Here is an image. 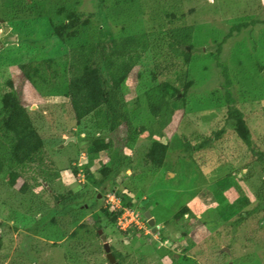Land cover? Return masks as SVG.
I'll list each match as a JSON object with an SVG mask.
<instances>
[{
    "label": "rangeland",
    "instance_id": "obj_1",
    "mask_svg": "<svg viewBox=\"0 0 264 264\" xmlns=\"http://www.w3.org/2000/svg\"><path fill=\"white\" fill-rule=\"evenodd\" d=\"M11 1L12 5L18 3V0ZM61 2L66 7L75 6L82 13L94 12L88 25L93 32H96L97 20L107 15L111 36L118 35L121 22L128 20L134 23L121 30L122 33L193 23L195 47L205 50L207 47L214 50L228 27L241 17L264 19V0H19L26 7L25 11L14 10L9 15L0 12L1 22L14 23L25 43L22 45L17 39L14 40L17 46L13 41L2 44L0 67L12 78L19 96L41 113L40 118H35V124L44 138L47 159L51 161L46 159L44 163L51 165L55 172L52 186L62 193L82 195L73 201L81 205L78 220L68 225L64 236L57 240L55 236L62 228L46 224L43 234L30 240L37 244V249L41 248L39 252L33 251L35 264H109L98 228L106 235L110 246L122 254L117 259L120 264H264V211L237 221L240 212L258 201L264 174L254 162L253 153L232 132L230 124L224 122L226 106L207 101L210 93L221 85L218 69L206 55L196 57V62L190 64L188 76L196 83L194 92L185 112L181 114L177 110L160 137L167 143V149L158 170L153 172V167L144 161V152L150 143L148 133L141 134L133 147L128 148L121 141L124 130L119 128L110 137L116 148L112 151L129 161L126 170L120 172L123 181L120 179L115 186L105 181L95 184L102 174V165H109L112 159L110 150L96 152L91 159L84 151V138L99 134L94 120L88 116L76 123L64 97L40 96L24 80L17 66L33 54L57 56L88 41L86 37L61 41L50 34L51 22L59 19L53 7ZM135 3L141 5L140 9ZM135 19H142L143 26ZM29 21L30 25L23 28ZM194 52H197L195 48ZM222 55L229 64L235 103L246 113L253 136L259 138L263 147L264 23L234 33L223 44ZM2 82L0 79V84ZM128 107H133V100H129ZM222 126L225 131L219 140L193 152L191 157L184 154V141H196ZM105 133L106 130L101 131ZM71 136L75 140H66ZM71 159L80 168L75 175L70 169ZM82 166L88 167L87 174L81 170ZM7 178L8 171H5L0 176V253L6 258L0 259V264H31L22 255L29 250L27 228L35 218H42L50 208H55L51 196L56 192L36 186L22 194L19 187L23 178H18L14 186L7 184ZM45 186L48 187L46 183ZM118 190L124 193V199L134 197L136 204L123 206L116 194ZM245 199H248L247 204ZM107 205L109 213L121 206L133 214L127 216L124 211L127 221L120 224L118 217L123 212L120 210L116 222L111 223L102 211ZM142 209H147L155 219V232L147 225ZM187 211H191L193 217ZM45 234H51V238L43 237ZM162 236L167 239L162 241ZM187 241L191 242L188 246ZM171 255L178 261L171 263Z\"/></svg>",
    "mask_w": 264,
    "mask_h": 264
},
{
    "label": "trees",
    "instance_id": "obj_2",
    "mask_svg": "<svg viewBox=\"0 0 264 264\" xmlns=\"http://www.w3.org/2000/svg\"><path fill=\"white\" fill-rule=\"evenodd\" d=\"M11 3V0H0L1 14L4 12L5 15H9L14 10L17 13L25 11L26 7L20 4L19 0L17 4L13 2L12 5ZM63 3L53 7L55 15L59 19L56 22H51L50 34L61 41L78 40L84 37L88 38V41L78 43L57 56H46L43 53L37 56L33 54L25 61L19 62L17 66L24 80L40 96L64 97L76 123H80L88 116L94 120V128L99 131L97 132L99 134H90L84 138L86 143L84 151L91 159L96 152H109L110 150V158L113 160L109 165H102V174L99 179L95 180V184L100 185L105 181L107 184L115 186L120 179L123 181L120 172L126 170L129 161L123 160L126 157H121L119 152L117 154L112 151L116 148L113 147L114 142L110 137L112 132L119 128L124 130L121 141L128 148L133 147L141 134L148 133L150 143L144 152V161L153 167V172L158 170L167 149V143L163 142L160 137L163 136L164 129L173 114L177 110L181 111V114L185 112L196 84L188 76L190 64L194 60L196 62V57H201V55L212 59L214 66L218 69L217 77H219L221 85V90L214 89L207 97V101L226 106L223 115L224 122L230 124L232 132L253 153L254 162L260 165L264 174V146H261L259 138H254L246 113L235 103L237 99L231 88L232 78L230 77L229 64L223 58L225 55H222L223 44L234 33L241 32L247 26H253L259 22L264 23V19L241 17L228 27L227 32L217 42L214 50H209L208 47L205 50L195 47V24L193 23L169 25L152 30L144 28V30L122 33L121 30L124 31L126 26L134 23L128 20L125 23L121 22L118 35L111 36L107 15L103 16L102 20H97L96 32L95 30L93 32V30L90 31L88 25L94 12L82 13L75 6L66 7ZM135 5L140 9L141 5L136 3ZM130 19L132 18L130 17ZM135 21L138 24H143L142 19H135ZM2 23L5 22L0 21V26ZM29 23L30 21L26 22L23 28ZM5 24H9L10 31L17 34L16 40L18 39L17 41L22 43L24 40L20 34L18 36L19 32L16 30L15 24L10 22ZM13 42L14 46L18 45L17 42ZM6 43H0V46ZM23 44L25 45V43ZM42 46L45 48L47 44L44 43ZM0 79H3L0 84V176L8 171L7 184L9 186H14L18 178H23L19 187L22 194L29 192L33 187L43 186L46 191L56 192L58 197L55 199L51 196L55 208H50L42 218H35L27 228L29 250L23 252L22 255L28 262L35 264V260L32 258L33 251L39 252L38 250L41 248L37 249V244L30 243V240L35 235H42V231L47 227L46 224L50 226L57 224L62 228L63 231L55 236L57 240L64 236L68 225L78 220L79 212L82 210L81 205L73 203V201L82 198V195L70 192L62 193L53 188L52 176L55 177V172L51 165L44 163L48 158V153L44 146V138L35 124V118H40L41 113L37 111V108H31L19 96L12 78L8 76L3 67H0ZM218 91L220 93L216 95L214 92ZM246 97L250 96L246 95ZM129 100H133L132 108L128 107ZM102 130H106V133L101 134ZM224 131L225 128L222 126L213 130L211 134L199 137L196 141H184V154L191 157L193 152L207 148L214 141L219 140ZM155 137H159V139ZM48 160L50 161V158ZM69 164L72 174H77L80 169L77 167L78 163L76 161L74 163V159H71ZM246 165H250V161ZM82 168L81 170L87 174L88 167L82 166ZM227 175H230L229 172ZM45 183L48 187L45 186ZM116 194L121 199L123 206L132 207L136 204L134 197L124 199V193L119 190ZM258 194L259 199L255 206L240 212L238 222L257 211H264V186L260 188ZM247 203L248 199H245V204ZM109 208L107 205L102 208V211L106 216H109L111 223H115L120 210L116 209V212L113 210L109 213ZM145 210L147 209H142V211ZM187 212L193 217L191 211ZM59 214L62 215L59 216ZM97 226L101 228L100 224ZM185 233L184 230L182 234ZM46 236L50 237L51 234H45L43 237ZM161 239L164 241L167 238L162 236ZM1 240L2 237H0ZM188 242L187 246L191 244ZM18 250H20V246ZM110 250L118 261L117 259L122 256L120 251L114 250L111 246ZM5 258L6 255L0 253V259L4 261ZM170 258L171 263L178 261L172 255ZM184 258L187 257L184 256ZM118 263L120 262L118 261ZM109 264L111 263L109 262Z\"/></svg>",
    "mask_w": 264,
    "mask_h": 264
},
{
    "label": "water",
    "instance_id": "obj_3",
    "mask_svg": "<svg viewBox=\"0 0 264 264\" xmlns=\"http://www.w3.org/2000/svg\"><path fill=\"white\" fill-rule=\"evenodd\" d=\"M1 21V20H0ZM0 31H2V37H1V43H6V42H10V41H14L17 38V34L13 33L10 31V27L8 25H6L5 23L1 24V28ZM68 139H72L75 140L74 136L68 137L66 138V140ZM52 196L56 199L57 195L56 194H52ZM144 217L147 220V224L149 225V227L151 228V230L153 232L156 231V225L155 224V219L153 217H151V214L148 210L144 211ZM98 234L99 237L103 243V249L105 251V257L106 259L111 263V264H120L118 263V261H116L115 256L113 255L112 251L110 250V244L109 241L106 237V235L102 232L101 229H98ZM227 250V248H225Z\"/></svg>",
    "mask_w": 264,
    "mask_h": 264
},
{
    "label": "built area",
    "instance_id": "obj_4",
    "mask_svg": "<svg viewBox=\"0 0 264 264\" xmlns=\"http://www.w3.org/2000/svg\"><path fill=\"white\" fill-rule=\"evenodd\" d=\"M115 206H118V205H115ZM119 210H121V211H123L121 214H120V216L118 217V222L120 223L121 221V223L120 224H122L123 222H125V221H127V218L125 217V215H124V211L126 212V215L128 216H131L133 213H132V211L131 210H129V209H127L126 207H121V206H118L117 207Z\"/></svg>",
    "mask_w": 264,
    "mask_h": 264
},
{
    "label": "clouds",
    "instance_id": "obj_5",
    "mask_svg": "<svg viewBox=\"0 0 264 264\" xmlns=\"http://www.w3.org/2000/svg\"><path fill=\"white\" fill-rule=\"evenodd\" d=\"M0 28H1V27H0ZM64 175H65V176H67L68 174H67V173H65ZM106 196H107V193H106ZM147 225H148V224H147ZM148 226H149V225H148ZM165 259H167V258H165Z\"/></svg>",
    "mask_w": 264,
    "mask_h": 264
},
{
    "label": "flooded vegetation",
    "instance_id": "obj_6",
    "mask_svg": "<svg viewBox=\"0 0 264 264\" xmlns=\"http://www.w3.org/2000/svg\"><path fill=\"white\" fill-rule=\"evenodd\" d=\"M2 35H3V34H2V33H0V41H1V37H2ZM0 43H1V42H0Z\"/></svg>",
    "mask_w": 264,
    "mask_h": 264
}]
</instances>
